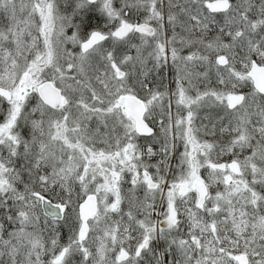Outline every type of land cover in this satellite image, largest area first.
<instances>
[{
    "label": "snow or ice",
    "instance_id": "6c2138e0",
    "mask_svg": "<svg viewBox=\"0 0 264 264\" xmlns=\"http://www.w3.org/2000/svg\"><path fill=\"white\" fill-rule=\"evenodd\" d=\"M0 264H264V0H0Z\"/></svg>",
    "mask_w": 264,
    "mask_h": 264
}]
</instances>
